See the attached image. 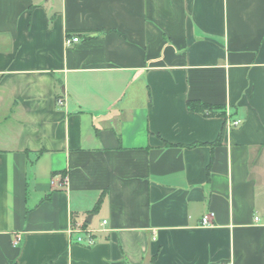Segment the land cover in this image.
Segmentation results:
<instances>
[{
    "label": "crops",
    "instance_id": "1",
    "mask_svg": "<svg viewBox=\"0 0 264 264\" xmlns=\"http://www.w3.org/2000/svg\"><path fill=\"white\" fill-rule=\"evenodd\" d=\"M0 264H264V0H0Z\"/></svg>",
    "mask_w": 264,
    "mask_h": 264
},
{
    "label": "built area",
    "instance_id": "2",
    "mask_svg": "<svg viewBox=\"0 0 264 264\" xmlns=\"http://www.w3.org/2000/svg\"><path fill=\"white\" fill-rule=\"evenodd\" d=\"M80 41V37L78 35L75 36H68L65 39V43L67 46H71L74 43H77ZM59 104L63 103V100L61 98L58 99ZM242 123V121L240 119H234L230 121V124L238 127L240 126ZM64 179L63 178V183H64ZM214 212H208L206 214H204L201 218V224L204 226H211L213 225V218H214ZM103 224L107 223V220H103L102 221ZM73 231V242L77 243V244H82L85 246H91L93 244L96 243V239H95V235L94 232L90 229H87L85 227H80V226H76L72 229ZM20 238H17V241H19Z\"/></svg>",
    "mask_w": 264,
    "mask_h": 264
},
{
    "label": "trees",
    "instance_id": "3",
    "mask_svg": "<svg viewBox=\"0 0 264 264\" xmlns=\"http://www.w3.org/2000/svg\"><path fill=\"white\" fill-rule=\"evenodd\" d=\"M187 106L190 110L200 112V113L207 115V116H215V115H223L224 114V111H223L224 107L223 106L208 104V103L202 102L200 100H188ZM219 141L220 140L217 139V142H219ZM100 201H101V198L96 203L93 210L98 209V207L100 205Z\"/></svg>",
    "mask_w": 264,
    "mask_h": 264
},
{
    "label": "water",
    "instance_id": "4",
    "mask_svg": "<svg viewBox=\"0 0 264 264\" xmlns=\"http://www.w3.org/2000/svg\"><path fill=\"white\" fill-rule=\"evenodd\" d=\"M91 218H92V217L90 216L89 221H91Z\"/></svg>",
    "mask_w": 264,
    "mask_h": 264
},
{
    "label": "rangeland",
    "instance_id": "5",
    "mask_svg": "<svg viewBox=\"0 0 264 264\" xmlns=\"http://www.w3.org/2000/svg\"><path fill=\"white\" fill-rule=\"evenodd\" d=\"M96 220H97V219H96ZM96 220H95V221H96Z\"/></svg>",
    "mask_w": 264,
    "mask_h": 264
}]
</instances>
